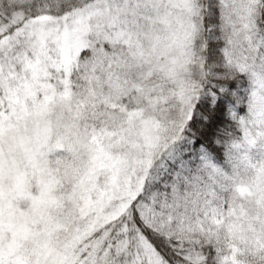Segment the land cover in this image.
<instances>
[{"label":"snow or ice","instance_id":"6c2138e0","mask_svg":"<svg viewBox=\"0 0 264 264\" xmlns=\"http://www.w3.org/2000/svg\"><path fill=\"white\" fill-rule=\"evenodd\" d=\"M0 264H264V0H0Z\"/></svg>","mask_w":264,"mask_h":264}]
</instances>
